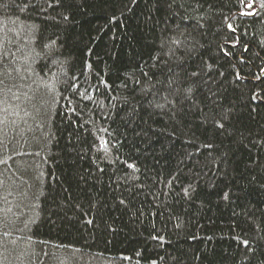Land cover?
Masks as SVG:
<instances>
[{
    "label": "trees",
    "instance_id": "obj_1",
    "mask_svg": "<svg viewBox=\"0 0 264 264\" xmlns=\"http://www.w3.org/2000/svg\"><path fill=\"white\" fill-rule=\"evenodd\" d=\"M0 264H264V0H0Z\"/></svg>",
    "mask_w": 264,
    "mask_h": 264
}]
</instances>
